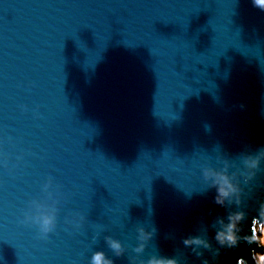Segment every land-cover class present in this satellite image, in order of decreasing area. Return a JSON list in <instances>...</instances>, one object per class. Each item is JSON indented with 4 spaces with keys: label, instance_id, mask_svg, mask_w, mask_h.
Segmentation results:
<instances>
[{
    "label": "water",
    "instance_id": "1",
    "mask_svg": "<svg viewBox=\"0 0 264 264\" xmlns=\"http://www.w3.org/2000/svg\"><path fill=\"white\" fill-rule=\"evenodd\" d=\"M245 145L264 146L252 0H0V264H201L182 239L226 214L204 173L237 172Z\"/></svg>",
    "mask_w": 264,
    "mask_h": 264
},
{
    "label": "clouds",
    "instance_id": "2",
    "mask_svg": "<svg viewBox=\"0 0 264 264\" xmlns=\"http://www.w3.org/2000/svg\"><path fill=\"white\" fill-rule=\"evenodd\" d=\"M252 2L254 7L264 11V0ZM249 147L245 145L240 151L242 166L237 172L229 173L226 163L219 171L207 170L204 173L214 189L212 203L224 209L226 214L218 221V227L211 239L192 234L182 239L184 248L190 249L200 259L201 264H220L221 250L225 254H232L240 250L241 246L247 251L241 252L234 264H264V199H254L256 190L264 186L259 177L264 146H260L255 153L247 151ZM250 202H254V214L251 215L246 210ZM23 222L26 223L27 220ZM54 227L55 216H44L39 221V229L43 234L52 231ZM155 231L154 228L153 232ZM137 233L139 243L134 251L139 254L143 252L145 243L152 238V234H146L143 229H138ZM105 243L115 256L123 254L118 240L107 237ZM205 253L208 254L207 257ZM89 264H113V261L103 251H96L91 255ZM140 264H182V261L176 257L154 254Z\"/></svg>",
    "mask_w": 264,
    "mask_h": 264
}]
</instances>
